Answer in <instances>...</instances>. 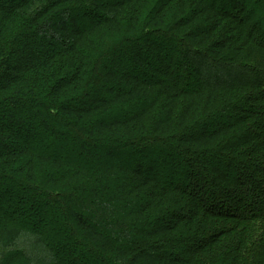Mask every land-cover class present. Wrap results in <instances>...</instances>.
<instances>
[{
  "label": "trees",
  "instance_id": "16d2710c",
  "mask_svg": "<svg viewBox=\"0 0 264 264\" xmlns=\"http://www.w3.org/2000/svg\"><path fill=\"white\" fill-rule=\"evenodd\" d=\"M0 264H264V0H0Z\"/></svg>",
  "mask_w": 264,
  "mask_h": 264
},
{
  "label": "rangeland",
  "instance_id": "374dc122",
  "mask_svg": "<svg viewBox=\"0 0 264 264\" xmlns=\"http://www.w3.org/2000/svg\"><path fill=\"white\" fill-rule=\"evenodd\" d=\"M156 54L158 55V53H156ZM201 60H204V58ZM205 61L200 62V65H201L200 69L202 70V73H204V77L206 78V82L218 81V79L220 81H222V79H223V81L226 83H229V82L230 83L245 82L247 80H250L251 77L255 76L254 73L251 74L249 70H247V72H243L240 74H238L236 71H229V69H226V68H224V69L222 68L221 70H218V69L213 68V65H211L209 63H205ZM193 69H195V68H193ZM152 151H153V154H154V152H157L158 154H160L161 152L163 153L162 163L158 166V169H157V171L159 172L158 173L159 176H161V175L165 176V172H164V170H165L164 166L165 165H172V166L174 165V166H177V170L179 169L178 174H176L177 176L175 175V168L174 167H171L172 168L171 171L173 172V174L169 173L168 176H169L170 180H172L174 178H176L174 180H177V178L180 176L181 171L183 169V166L179 165L180 160L183 162L182 151L180 149L175 148L176 154H174L173 156H171L173 153L168 155L167 153H165V151H162V150H159V151L152 150ZM94 152H95V154L101 153V151L97 150V149L94 150ZM130 153H131V155H134L133 152H130ZM141 157L143 160V158H144L143 155ZM142 160L140 163H142ZM184 163H187V162H184ZM187 180L188 179H186V181Z\"/></svg>",
  "mask_w": 264,
  "mask_h": 264
}]
</instances>
